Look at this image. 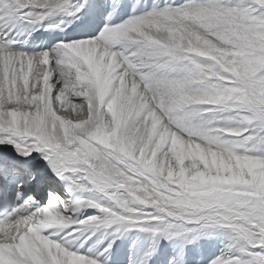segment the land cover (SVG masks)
Listing matches in <instances>:
<instances>
[{"label":"snow or ice","instance_id":"6c2138e0","mask_svg":"<svg viewBox=\"0 0 264 264\" xmlns=\"http://www.w3.org/2000/svg\"><path fill=\"white\" fill-rule=\"evenodd\" d=\"M0 264H264V0H0Z\"/></svg>","mask_w":264,"mask_h":264}]
</instances>
